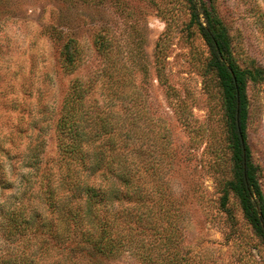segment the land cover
I'll use <instances>...</instances> for the list:
<instances>
[{"label":"rangeland","instance_id":"obj_1","mask_svg":"<svg viewBox=\"0 0 264 264\" xmlns=\"http://www.w3.org/2000/svg\"><path fill=\"white\" fill-rule=\"evenodd\" d=\"M207 4L234 64L251 73L246 142L264 195V0ZM187 23L180 0H0V257L30 241L39 264L96 259L87 245L78 250L65 219L67 200L75 211L81 196L67 169L79 166L61 154L55 132L78 78L88 81L85 106L111 118L110 134L126 145L145 197L137 204L131 193L109 206L129 216L130 252L101 264H141L131 252L142 240L147 254L171 264H264V246L233 192L221 206L232 167L222 94L208 48ZM71 39L79 56L67 74L60 51ZM93 179L100 182L98 170Z\"/></svg>","mask_w":264,"mask_h":264},{"label":"trees","instance_id":"obj_2","mask_svg":"<svg viewBox=\"0 0 264 264\" xmlns=\"http://www.w3.org/2000/svg\"><path fill=\"white\" fill-rule=\"evenodd\" d=\"M180 1L188 14L187 25L196 27L208 48V66L215 72L221 89L232 162L231 179L224 184L221 206H226L229 192H233L244 218L264 246V195L246 142V79L251 73L240 70L234 64L229 37L207 0ZM94 44L99 52L105 53L103 39L96 36ZM60 54L62 67L70 74L76 67L74 60L79 56L75 40H68ZM88 87V81L82 82L78 78L71 81L62 101L55 132L57 148L61 154L69 163H77L80 167L75 169L69 166L67 169L69 176L77 179L76 189L81 196H78L75 211H71L72 200H67L65 219L70 221L68 225H73V240L78 250L86 251L82 245H87L90 248L88 254L96 258L93 264H101L102 258H114L129 249V216L123 213L111 214L109 206L117 199L126 203L131 193H134L137 204L145 197L139 190L138 180L132 177L129 170L126 145L117 140L114 134H110L113 125L111 118L100 109H95V105L90 108L85 106V91ZM103 137H106L104 142L94 145V141ZM91 144L95 147L90 148ZM82 167L83 171L89 172L86 180L80 177ZM97 170L100 173L98 184L93 179ZM137 175L140 178L139 172ZM91 179L94 180L92 183L89 182ZM49 195L50 201H53V193ZM136 224L143 227L138 222ZM29 242L24 248L0 257V264H39L35 257L37 253L30 249ZM45 244L48 250V242ZM145 251L146 245L142 240L131 253L141 264L172 263L165 255L152 256ZM71 264L79 263L72 260Z\"/></svg>","mask_w":264,"mask_h":264}]
</instances>
